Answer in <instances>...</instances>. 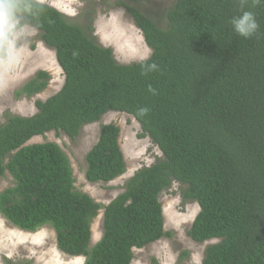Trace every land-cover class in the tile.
<instances>
[{"label": "trees", "instance_id": "obj_1", "mask_svg": "<svg viewBox=\"0 0 264 264\" xmlns=\"http://www.w3.org/2000/svg\"><path fill=\"white\" fill-rule=\"evenodd\" d=\"M10 2L29 7L14 13L11 21L20 22L3 36L1 55L11 35L31 24L55 50L65 82L37 100L35 114L6 113L0 123V176L8 172L15 181L0 192V213L24 231L51 225L57 248L84 256V264H131L134 248L172 236L160 195L179 182L183 201L200 206L189 236L198 243L219 240L205 247L203 264H264V3L245 5L259 28L244 38L230 23L241 12L239 0H176L166 27L119 2L152 49L144 61L121 64L111 48L53 5ZM48 83L41 70L16 97L40 93ZM110 111L134 117L140 137L151 138L162 157L102 206L77 189L70 160L56 142L26 143L49 131L75 139ZM120 130L115 123L101 126L86 155L88 181L110 182L126 172ZM102 208L103 236L89 247Z\"/></svg>", "mask_w": 264, "mask_h": 264}, {"label": "rangeland", "instance_id": "obj_2", "mask_svg": "<svg viewBox=\"0 0 264 264\" xmlns=\"http://www.w3.org/2000/svg\"><path fill=\"white\" fill-rule=\"evenodd\" d=\"M38 1L53 5L67 18L79 23L87 35L95 38L102 46L111 48L121 64L144 61L152 55V49L147 45L142 30L129 16L128 11L117 3L122 2L139 9L161 27H166L167 12L176 3V0ZM19 22L20 20L6 21L0 16V46L3 36ZM112 33L119 36L112 37ZM40 34L33 25L24 24L4 45L5 56L0 53V123L5 121L6 113L22 116L35 114L38 111L37 100L44 101L57 93L65 82L64 71L57 60L55 50L41 40ZM117 43L122 44L124 48H119ZM41 70L49 74L47 88L30 97H16V92ZM108 123H115L121 128L119 143L126 161V172L110 182L93 183L86 179V155L97 143L101 126ZM141 130L140 124L131 115L110 111L100 121L85 125L75 139L64 133L49 131L33 137L29 144L56 142L70 160L77 189L88 193L96 202L105 206L124 191L127 180L140 168L150 166L162 157L161 150L151 138L140 137ZM14 184L15 181L8 172L0 176V192ZM183 187L181 183L173 182L171 187L160 195L164 227L172 236L134 249L131 264H203L205 247L219 241L212 239L198 243L189 236L188 231L200 207L197 202L183 201ZM100 214L104 216L103 208L98 216ZM98 216L91 225L93 232L89 247L103 236V224L101 227ZM35 233L38 235L35 236ZM56 236V231L51 225H44L35 232L24 231L0 213V264H4L3 257L30 260L32 264H84V256H70L57 248ZM186 252L187 254H184Z\"/></svg>", "mask_w": 264, "mask_h": 264}, {"label": "clouds", "instance_id": "obj_3", "mask_svg": "<svg viewBox=\"0 0 264 264\" xmlns=\"http://www.w3.org/2000/svg\"><path fill=\"white\" fill-rule=\"evenodd\" d=\"M247 3L248 0H239L241 12L238 16H234L230 21L233 31L244 38L252 37L257 33L259 28L254 13L252 11L244 10ZM253 3H264V0H253ZM28 7L29 6L27 4L10 2V0H0V16H3L6 21L11 20L15 12L22 8L27 10ZM155 68L156 65L153 64L150 66L149 70H153ZM144 111H146V109Z\"/></svg>", "mask_w": 264, "mask_h": 264}, {"label": "bare ground", "instance_id": "obj_4", "mask_svg": "<svg viewBox=\"0 0 264 264\" xmlns=\"http://www.w3.org/2000/svg\"><path fill=\"white\" fill-rule=\"evenodd\" d=\"M115 31V30H114ZM112 37H118L119 35L118 34H114V33H112V35H111ZM142 38V37H141ZM118 45H119V48H124V46L122 45V44H120V43H117ZM36 64V63H35ZM197 206H199V204H197ZM200 207V206H199ZM197 216V215H196ZM195 216V217H196ZM100 218V221H101V227H102V224H103V215L102 214H100L99 216H98V218H97V220ZM195 220V219H194ZM92 232H93V230H92ZM31 234V233H30ZM33 234V233H32ZM36 235L35 236H37L38 234L37 233H35ZM101 238V237H100ZM134 249H136V248H134ZM75 263V262H74Z\"/></svg>", "mask_w": 264, "mask_h": 264}, {"label": "water", "instance_id": "obj_5", "mask_svg": "<svg viewBox=\"0 0 264 264\" xmlns=\"http://www.w3.org/2000/svg\"><path fill=\"white\" fill-rule=\"evenodd\" d=\"M26 144H29V142H28V143H26Z\"/></svg>", "mask_w": 264, "mask_h": 264}]
</instances>
